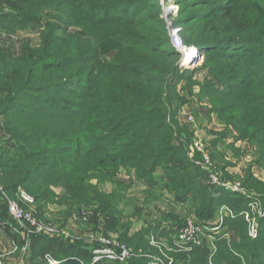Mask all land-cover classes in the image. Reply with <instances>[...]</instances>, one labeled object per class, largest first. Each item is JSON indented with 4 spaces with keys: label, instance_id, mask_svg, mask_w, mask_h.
Listing matches in <instances>:
<instances>
[{
    "label": "trees",
    "instance_id": "1",
    "mask_svg": "<svg viewBox=\"0 0 264 264\" xmlns=\"http://www.w3.org/2000/svg\"><path fill=\"white\" fill-rule=\"evenodd\" d=\"M174 2L184 13L177 21L181 38L203 55L210 83L201 94L264 159V0ZM160 14L159 0H0L1 29L32 28L41 35L39 44L17 54L0 46V135L9 143L0 150V184L12 194L20 187L37 200L56 199L59 206L97 205L105 235L118 231L117 240L145 251H154L150 235L170 241L180 230L175 208L190 193L200 207L207 205L201 222L213 221L222 205L235 214L224 220L231 236L216 240L211 264H264V217L257 237H249L239 215L246 200L206 185L198 155H189L193 131L179 121L184 98L178 86L185 76ZM231 15L242 18L230 23ZM121 168L143 183L161 169L167 180L165 195L151 184L142 190L145 202L135 206L136 214L155 209L160 216L131 236L118 208L129 189L115 177ZM108 181L114 183L110 192L101 188ZM10 222L0 218L19 241ZM29 247L38 264H46V255L61 264H82L75 258L91 264L93 256L87 242L45 233L32 232ZM209 247L204 238L175 256L180 264H210ZM124 264L147 263L139 257Z\"/></svg>",
    "mask_w": 264,
    "mask_h": 264
},
{
    "label": "rangeland",
    "instance_id": "2",
    "mask_svg": "<svg viewBox=\"0 0 264 264\" xmlns=\"http://www.w3.org/2000/svg\"><path fill=\"white\" fill-rule=\"evenodd\" d=\"M261 4L262 3H260V5ZM182 11V7H179L178 5L176 12L173 14L168 13V15L172 18V22L176 26H180L177 21L179 20V16H184V13L181 14ZM150 14L151 15L149 16H151V18L156 19L154 12ZM168 15L166 18L167 21L170 22V16ZM160 16L163 18L162 5ZM238 18L241 19V15L235 16V19H230V23L235 22ZM173 20H176V23ZM216 24L217 23L214 22L210 23L212 28H215ZM165 25L167 27V24ZM167 31L169 32L168 29ZM184 31L191 39L195 37V35L192 36L188 30ZM40 39V31L37 29L27 28L7 31L0 28V46L2 48L6 47V49L11 50L14 54H17L26 44L31 46L39 44ZM190 45L194 44L192 43ZM203 62L204 59H201V62L192 69L179 67L181 74L185 76V79L182 80L180 86H178L179 93L184 98L183 105L180 109L179 121L182 125H189L191 127V130L193 131L190 141L191 145L194 138L200 139L208 152H211L210 154H217V156L215 158L213 157V159L214 162L216 161V168L220 171L221 180L224 183L220 186L209 181L207 178V180H203L205 184L212 186L215 190H218L216 188L224 189L226 194H231L232 200L238 199V196L243 197L246 200V207L248 205V200H256L257 204L255 205L256 207L252 211L251 216L255 219L257 225L259 226V221L264 217V159H261L262 157L260 158V155L257 152L258 147L256 143L252 144L246 139H241L238 132L235 131L231 125L226 124L217 117V114L211 105V99L206 95L201 94L203 90L208 88V84L210 83L209 80L205 79L207 70L202 68ZM186 70H191L192 73H185ZM189 117L192 119H189ZM5 140L6 141H3V137L0 135V150H2L5 146H8V138ZM215 141H218V144L213 147L211 142ZM115 177L123 180L125 184H129V189L127 187L128 190H126L123 200H120L118 208L123 211V218L120 221L129 225L127 234L128 236H131L144 228L146 226V222H151L160 216H157L160 212L155 209H152L149 214L145 212V214L143 212L136 214L137 209L135 206L140 207L145 202V195H143L142 190H145L146 187L151 184V186L156 188L158 192L165 195L167 190H165L164 186H166L165 183L167 180L161 169H158L157 172L154 173V179L151 183H143L144 181L138 180L134 171L126 172L123 168H121ZM226 185L236 186L240 189L235 190ZM101 188L104 191L110 192L114 188V183L108 181L102 184ZM54 191L59 193L60 189L56 188ZM175 191L177 192V190ZM210 192L211 191L204 194L203 197H205L208 193L210 194ZM214 195H217V192H214ZM158 196H161L160 201H164L163 195L158 194ZM183 197H187L188 199L180 202V204L175 208L177 215L180 217L179 220L184 222L185 218L189 216L199 221V219H197L198 215L207 207V205L200 207L199 201H192V195L190 193L189 195ZM32 204L34 207L33 215L37 222L45 226L52 225L63 229L66 234L65 239L70 242L86 243L87 236L90 233L102 231L101 228H103V220L100 222V218L96 217V210L99 208L97 205H90L86 207L59 206L56 204V199L43 201L35 198ZM6 210L5 203L0 197V218H3L4 220L11 219V221H13ZM147 217L150 219H147ZM13 222H10L11 224L7 225L8 228L11 227L12 230L14 226ZM0 226L2 227L1 224ZM16 227L25 231L26 235L30 237L33 229L31 226H24V224L21 225L17 223ZM5 230L8 231L7 229ZM119 234L120 232L117 231V234H114V237H118ZM149 238L155 237L150 235ZM155 239L163 240L164 243L167 241V239ZM90 247L93 250L94 248L100 247V245L92 244ZM175 259L176 264H180L176 256Z\"/></svg>",
    "mask_w": 264,
    "mask_h": 264
},
{
    "label": "built area",
    "instance_id": "3",
    "mask_svg": "<svg viewBox=\"0 0 264 264\" xmlns=\"http://www.w3.org/2000/svg\"><path fill=\"white\" fill-rule=\"evenodd\" d=\"M162 5L163 18L167 24L168 34L173 49L178 53V67H185L186 69H192L194 66L201 62L203 55L200 47L195 46L194 52H190L191 46L183 41L180 32L181 27L176 26L172 22V18L168 13L173 14L178 9V5L174 0H159ZM167 15L170 16V22L167 21ZM189 119H192L189 117ZM191 154H197L199 159L196 161L203 170L207 173L209 181L217 185H222L220 171L217 170L214 162L211 158V154L208 152L203 142L200 139L194 138L191 145ZM232 187V189L239 190V187L226 185ZM0 197L6 205L7 212L12 220L17 224H24L31 226L33 229L31 232L45 233L51 237H63L66 234L63 229L57 228L52 225H42L37 222L33 215V201L34 198L28 194L25 190L18 187L17 190L12 194L8 192L0 184ZM16 198V199H15ZM247 207L244 208L239 215H241L247 222L248 235L251 238H256L258 233V225L255 219L251 216L252 211L255 209L257 204L256 200H248ZM235 214L228 206L222 205L219 208L218 214L213 221L201 222L192 217H186L183 226L180 230L171 238L170 241L156 240L155 238H149L150 247L154 251H145L143 249L134 250L132 247L125 243L120 242L114 236H107L102 231H96L90 233L87 236V243L90 245H100V247L92 250V261L91 264H97L103 259L109 261H117L125 263L132 258L143 257L146 259L147 264H176L175 254L189 253L195 246L201 245L204 238H207L209 242V263L211 264V258L216 252V240L218 238H224L229 240V234L226 231H221L224 226V220L227 217H234ZM13 231L20 234L22 230L13 227ZM25 232V231H24ZM46 264H61V261L51 258L46 255ZM82 264L83 261L75 258Z\"/></svg>",
    "mask_w": 264,
    "mask_h": 264
},
{
    "label": "crops",
    "instance_id": "4",
    "mask_svg": "<svg viewBox=\"0 0 264 264\" xmlns=\"http://www.w3.org/2000/svg\"><path fill=\"white\" fill-rule=\"evenodd\" d=\"M222 229L219 232L226 231L231 236L227 226ZM18 239H13L3 226L0 227V264H38L30 257V237L22 230Z\"/></svg>",
    "mask_w": 264,
    "mask_h": 264
},
{
    "label": "bare ground",
    "instance_id": "5",
    "mask_svg": "<svg viewBox=\"0 0 264 264\" xmlns=\"http://www.w3.org/2000/svg\"><path fill=\"white\" fill-rule=\"evenodd\" d=\"M190 49H191V51H190V52H194V51H195V49H196V47H195V46H191V47H190Z\"/></svg>",
    "mask_w": 264,
    "mask_h": 264
}]
</instances>
